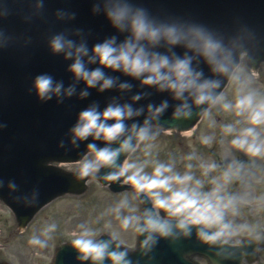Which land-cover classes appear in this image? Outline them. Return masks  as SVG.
Masks as SVG:
<instances>
[{
	"label": "clouds",
	"instance_id": "1",
	"mask_svg": "<svg viewBox=\"0 0 264 264\" xmlns=\"http://www.w3.org/2000/svg\"><path fill=\"white\" fill-rule=\"evenodd\" d=\"M105 11L114 27L130 33L121 43H116V37L113 36L95 44L92 55L89 56V50L84 43L76 44L66 39L63 34L53 36L50 41L53 52H63L66 58H74L69 68L76 79L83 80L89 87L99 84L100 90L110 88L115 83V79L106 76L100 67L89 70L83 59L87 56L88 63L98 61L100 65L113 70H121L136 78L143 77L142 84L156 85L160 90H170L175 98L183 101L173 113L177 118H188L192 115L189 97L195 105L208 103L209 108L201 110L203 116L210 115L211 107L223 101L222 108L225 111L234 112L235 116L243 117L247 123V126L239 129L238 134L232 136L230 144L249 157L264 158V88L252 86L257 73L252 72L247 77L244 75L245 65L238 62L235 55L241 45L236 41H232L231 46L226 45L222 39L200 25L157 22L144 8L135 7L128 0H106ZM2 35L3 33H0V36ZM161 40L169 46L183 45L193 55L186 51L182 57L175 54L169 56L149 49L148 45H157ZM240 55L243 59L247 52L241 50ZM197 56L202 57L213 72L226 75L230 82L238 85L234 103L225 100L224 92L215 91L221 86L220 80L202 79L203 72L196 70L192 65ZM119 87L126 89L130 85L125 82ZM34 88L41 100H47L53 95L61 96L63 85L60 82L54 83L48 74H41L35 78ZM74 90V87L70 86L64 89L63 94L71 96ZM80 95L87 96V90L81 91ZM139 98L137 95L133 100ZM166 107V101L154 109L149 105V115L143 124L138 126L133 123L130 129L126 128L125 119L138 116L142 111L134 110L130 104H109L103 111H98L97 106L92 105L81 111L76 125L71 130L73 144L90 135L94 139H102L108 143L100 148L95 143L87 145L89 153L79 162V177L94 176L102 167H109L113 171L105 175V180L116 181L124 177L122 183L132 185L137 195L143 192L150 198L152 208H146L142 213L137 212L136 206H130L129 212L132 214L120 218L121 207L128 205L127 198L121 200L115 208L122 228L131 227L136 234H146L140 242V248L145 253L154 246L158 237L178 234L187 236L192 226H198L199 238L210 245H240V239H232L239 236H248L256 241L262 239L261 233L255 228L247 224L237 226L226 219L227 209L232 208L235 213L234 204L237 197L222 194V185L217 178H212L214 187L204 190V181L195 178L191 171L180 174L174 171L172 163L153 161L154 167L149 173L145 171L150 163L148 160L138 162L131 159L141 145L145 148L151 147L150 143L145 142H151L159 133L152 131L150 121L157 119ZM110 120L113 122L108 123ZM239 123L240 120L235 121V124ZM235 124H223L225 134L236 132ZM126 131L129 134L120 141L118 147L112 148L110 143L120 140ZM173 131L167 130L169 135ZM211 140V136L202 137L204 144H209ZM125 153L127 158L118 164V158ZM201 167L203 175L207 176L218 166L213 162ZM243 167L239 161L228 163L221 173L223 184L241 179ZM187 168L191 169L192 165L188 164ZM9 187L14 188L15 185L10 184ZM56 227L55 223L48 225L43 230L44 234L49 235ZM79 227L82 230L73 231L71 239L72 246L78 250L79 260L104 264L108 258L111 264H133L128 257V249L121 250L118 244L110 250L112 240L117 239L116 232L112 233L109 240H99L96 238L98 230L85 227L83 224ZM28 243L45 247L47 241L32 235ZM119 243L123 244L124 241L120 240Z\"/></svg>",
	"mask_w": 264,
	"mask_h": 264
},
{
	"label": "rangeland",
	"instance_id": "2",
	"mask_svg": "<svg viewBox=\"0 0 264 264\" xmlns=\"http://www.w3.org/2000/svg\"><path fill=\"white\" fill-rule=\"evenodd\" d=\"M246 70V69H245ZM245 75V73H244ZM234 85L232 82L229 85V87L226 90L225 94V100L230 101L234 98L233 91H234ZM222 107V101L219 105ZM223 109V108H222ZM221 120L227 118L228 119V112L223 109V112L220 113ZM218 116L211 117L207 116L205 118L206 123H210L211 125L217 124L219 121L216 120ZM203 124V125H204ZM240 127H236L238 130ZM220 132L225 137H232L233 135H236V132H233L231 134H225L224 131L220 129ZM196 134L199 137L204 136V131L200 128ZM184 144L188 141V146L191 148V152H193L194 149V141L190 139L188 136H185L183 138ZM150 143L151 147L145 148L144 145H141L139 149H137V152L134 155V159L138 162L143 160H148V156L146 154L150 153L151 150L153 152H157L158 150H163L164 147L169 145L168 135L162 133L158 139H154L151 142H145ZM201 143V141H199ZM179 150V149H178ZM180 151H186L185 145H183L182 149ZM208 151H206L207 154ZM209 154V152H208ZM219 156V160L223 161L226 166L228 163L235 161V156L233 154L229 153H217L215 155ZM94 155V154H92ZM204 159H207L205 157ZM201 160V165L203 164V160ZM149 161V160H148ZM149 166L146 167L148 172L150 173L152 171V164L149 163ZM69 168L77 169L79 168V164H69L67 165ZM260 175H264V167L261 166V164L257 161L255 158V165H252V167L248 168L246 171V174L244 175V178L242 179L241 183H253L258 185L257 186V194H255V190H253V197L252 199L248 197L250 195L249 190H245L240 193V198L243 200H236L234 207L236 209L235 213H233L232 208H229L226 210L227 215L226 219L231 220L234 225H242L247 224L250 227H253L255 229H264V203L260 202L261 200H264V177H263V185L260 186L257 184V182H254L257 177ZM222 181V179H219ZM210 181V180H209ZM231 186V189L235 187V184L232 182L228 183ZM92 189L91 191L86 195L84 198L75 199L73 197H64L60 199H57L54 203H52L50 206H48L45 211L37 218V220L34 222L33 226L28 229L25 233L20 235L19 237L12 238L8 240L10 245H7L4 249L5 257L12 259L16 264H47L49 261L53 250L51 248V244H46L45 247H40L39 245H30L28 243L29 238L32 235L39 236L42 240H45L43 233V229L41 232H38V227L41 223H47L49 219L54 218L55 216L58 217L57 220L60 221L61 224V231H64L66 235L67 229L68 231H75L80 232L82 229L79 227V225L83 224L85 227L92 228V224H95V229L98 230V233L107 229L110 230L112 233L116 232L117 236L120 237L124 242H132V231L127 229H124L120 226V218H122L125 215L132 214L129 212V207L133 205V203H136V200L134 198V201L132 198L134 197L131 193L129 194H122L113 196L111 193L104 187H102L99 183L95 181H91ZM127 198L128 205L121 207L120 209V218L117 217V213L115 211L116 206L120 203L121 200ZM101 206L104 207V211L101 215L99 213V210H96L95 208ZM137 208V204H135ZM257 207V209H255ZM86 209H89L92 213V216L85 217L84 213ZM138 212V208H137ZM13 220V218H12ZM11 220V225L13 224V221ZM8 226V224L4 221L3 218H0V227L5 229ZM131 228V227H130ZM2 243L3 240L6 238L7 233H2ZM236 237H232V239H235ZM48 242V240H47ZM37 254L40 255L42 258H38ZM259 264H264V252L262 253V260L259 262Z\"/></svg>",
	"mask_w": 264,
	"mask_h": 264
},
{
	"label": "water",
	"instance_id": "3",
	"mask_svg": "<svg viewBox=\"0 0 264 264\" xmlns=\"http://www.w3.org/2000/svg\"><path fill=\"white\" fill-rule=\"evenodd\" d=\"M41 167H42V168H46V167L44 166V164H43V163L41 164ZM46 169H47V168H46Z\"/></svg>",
	"mask_w": 264,
	"mask_h": 264
}]
</instances>
